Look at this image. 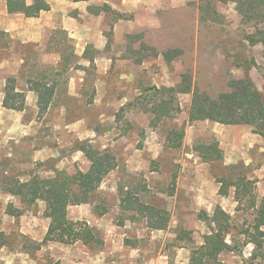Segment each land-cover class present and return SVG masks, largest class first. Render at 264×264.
Instances as JSON below:
<instances>
[{
  "label": "rangeland",
  "instance_id": "obj_1",
  "mask_svg": "<svg viewBox=\"0 0 264 264\" xmlns=\"http://www.w3.org/2000/svg\"><path fill=\"white\" fill-rule=\"evenodd\" d=\"M206 2L196 0L160 11L156 27L129 38L106 36L103 53L90 51L98 61L110 60L103 74L94 63L81 65L64 33L45 37L40 53L37 45L26 47L31 59L45 62L33 74L37 79L45 77L48 84L56 82L57 98L50 112L27 114L25 119L32 123L29 132H4L5 125H0V181L25 182L29 175L52 178L51 169L68 175L86 172L88 160L74 151L77 144L86 142L112 155L116 168L91 195L89 204L66 211L68 220L85 223L100 241L89 246L46 243L38 249L49 224L44 218L45 202L37 199L33 205H21L17 197L3 194L0 186V264H190L192 251L210 234L199 216L212 217L217 207L230 218L223 237L233 250L219 256L220 264H264V228L261 236L252 230L251 200L244 197L237 211L234 189L221 197L217 183L239 177L254 181L253 200L258 208L264 197V139L253 143L246 158L236 164L226 165L224 159L204 163L195 147L216 142L214 122L189 123L191 94L163 92L176 88L186 75L192 90L216 98L228 91L232 80L243 78V70L254 62L247 76L264 93V48L256 34L264 25L245 23L235 4L211 3L205 8ZM115 20L109 16L102 26L107 30ZM52 51L61 55L55 69L48 56ZM69 79L75 80L74 97L67 95ZM161 100L171 114L155 122L150 110ZM59 107L66 108L65 117L59 115ZM63 124L70 129L53 130ZM126 196L131 210L146 205L165 212L166 228L150 230L143 218L147 212L124 210L126 204L120 201ZM7 209L19 215L11 217ZM246 234L259 240L261 247L256 249Z\"/></svg>",
  "mask_w": 264,
  "mask_h": 264
},
{
  "label": "trees",
  "instance_id": "obj_2",
  "mask_svg": "<svg viewBox=\"0 0 264 264\" xmlns=\"http://www.w3.org/2000/svg\"><path fill=\"white\" fill-rule=\"evenodd\" d=\"M73 1L86 2L87 0ZM203 1H207L205 8L206 6L210 7L211 3L235 4L241 9L242 19L245 23H254L256 26L264 25V0H199V3ZM25 2L26 0H6L8 13L22 14L26 18H32L40 11L49 10L44 0H32L30 6H27ZM87 10L94 16L99 15L100 12H109L107 6L100 8L88 7ZM256 34L259 36V42L264 48V29H257ZM90 51L94 53V50L88 46L82 58L89 65H93L95 58L90 54ZM249 64L243 70L244 77L232 80L229 83L228 91L221 93L216 98H210L196 89L192 90L191 80L186 75L182 76L181 82L176 88L165 89L163 92L174 95L191 94L188 110L189 123L208 121L227 126H247L251 129V134L264 139V93L258 91L252 80L247 76V72L255 66L254 62ZM262 77L264 81V72ZM56 88L57 83L53 81L48 84L45 82V77L38 79L36 82H31V91L35 92L38 97L37 105L40 114L44 113L52 104L57 91ZM3 105L9 110L17 112H21L24 108V95L15 93L13 83L10 81L7 82L5 87ZM170 112L171 108L162 100L158 106L150 110L155 122L169 118ZM177 136L181 139L183 136L182 131ZM74 151L82 153L88 160L90 165L85 173L77 171L72 175H68L51 169L54 173L52 178L43 179L38 175H29V180L25 182H19L15 178H5L0 181L1 192L17 197L21 205H33L37 199H42L45 202L44 218L49 220V224L44 239L37 246L38 249L46 243L64 245L80 243L83 246L100 244L91 228L85 223L68 220L66 211L72 206L89 204L91 195L98 190L104 178L116 168L115 160L108 152L94 150L88 142L77 144ZM195 151L204 163L222 162L223 160V153L217 142L209 145H199L195 147ZM217 183L220 185L218 194L222 197H227L230 188L234 189V202L237 204V211H239L244 197L251 200V208L255 211V224L252 230L255 234L261 236L260 230L264 228V197L257 208L256 202L253 200L255 182L245 177H239L237 180L230 182L220 180ZM136 201L138 200L136 199ZM124 203L126 204L124 207L126 211L147 212L148 215L143 218L148 220V229L162 231L166 228L167 218L165 212H155L146 205H137L140 210H138L139 208L131 210L129 208L130 197L128 196L121 199L120 205ZM6 211V214L11 217L19 215V212L10 209ZM155 218H159L161 221L157 222ZM199 219H203V222L207 224L210 234L203 238V245L198 250L192 251L190 264H202L203 261L220 264L219 256L225 251H233L226 244L223 237V234L227 233L230 228V218L217 207L212 217L201 214ZM246 235L256 249L261 247L259 240L255 239L254 236ZM2 246L0 244V247Z\"/></svg>",
  "mask_w": 264,
  "mask_h": 264
},
{
  "label": "crops",
  "instance_id": "obj_3",
  "mask_svg": "<svg viewBox=\"0 0 264 264\" xmlns=\"http://www.w3.org/2000/svg\"><path fill=\"white\" fill-rule=\"evenodd\" d=\"M44 1L49 7L48 11H40L34 17L26 18L22 14H9L6 0H0V125H5L3 126L4 132L13 131L18 134L29 132L32 123L25 119L27 114L30 112H34L35 115L39 114L38 97L35 92L31 91V82L38 81L33 70L46 64L41 59L37 62L31 59L30 49L26 47L37 45L36 49L39 50L42 48L45 37L51 35L55 37L64 33L75 46L74 55L80 58L82 66H86L89 63L82 56L88 46L98 54L103 53L107 48L106 36L121 39L137 34L144 29H151L156 27L160 21L158 16L160 11L184 7L196 0ZM25 3L30 6L32 0H26ZM103 6H107L108 13L100 12L99 15L94 16L87 10L88 7L100 8ZM109 16L116 20L111 22L106 30L102 24ZM38 52L40 53V50ZM48 56H52L53 60L50 65L55 69L61 62V55L59 54L57 57L56 52L52 51ZM109 62L110 60L104 57L99 61L94 59L96 67L101 69L100 74L104 73V67L107 69ZM9 81L13 83L15 93L24 95V108L21 112L9 110L3 105L5 87ZM79 81L84 82L83 79ZM75 91V80L69 79L67 95L74 97ZM56 98L55 94L53 102ZM53 102L44 113L50 112ZM59 109V115L65 117L66 108L59 107ZM213 124L215 126L213 133L219 149L225 153L223 159L226 165L236 164L241 159H245L247 152L253 147V143L261 140L259 136L252 135L247 126ZM69 127V124H63L61 128L54 126L53 130L60 131L61 129H70ZM232 135L236 136L235 139L230 138ZM9 157L11 156L9 155ZM35 157L37 158V155Z\"/></svg>",
  "mask_w": 264,
  "mask_h": 264
}]
</instances>
